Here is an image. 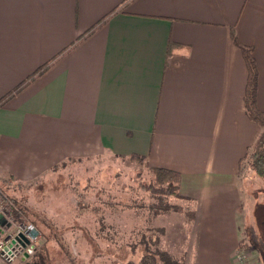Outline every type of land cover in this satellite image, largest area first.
Here are the masks:
<instances>
[{
    "label": "crops",
    "instance_id": "crops-1",
    "mask_svg": "<svg viewBox=\"0 0 264 264\" xmlns=\"http://www.w3.org/2000/svg\"><path fill=\"white\" fill-rule=\"evenodd\" d=\"M233 32L254 47L264 111V0H0V100L25 83L0 106V175L142 156L201 203L196 264H238L239 163L262 127Z\"/></svg>",
    "mask_w": 264,
    "mask_h": 264
},
{
    "label": "rangeland",
    "instance_id": "rangeland-1",
    "mask_svg": "<svg viewBox=\"0 0 264 264\" xmlns=\"http://www.w3.org/2000/svg\"><path fill=\"white\" fill-rule=\"evenodd\" d=\"M239 178L240 240L254 264H264V217L253 215L255 203H264V177L245 162ZM152 180L143 164L97 156L70 161L31 182L0 181L42 232L22 264H164L159 250L174 264H196L201 203L170 195L172 207L163 210Z\"/></svg>",
    "mask_w": 264,
    "mask_h": 264
},
{
    "label": "trees",
    "instance_id": "trees-1",
    "mask_svg": "<svg viewBox=\"0 0 264 264\" xmlns=\"http://www.w3.org/2000/svg\"><path fill=\"white\" fill-rule=\"evenodd\" d=\"M232 38L235 44L240 48L248 70L247 84L244 95L246 113L250 119L254 120L262 127V132L259 134L258 138L252 145L248 147L247 152L240 159L238 174L239 176L241 175L242 168L243 166H245L246 162V165H248L249 168L253 169L258 176L264 177V111L260 110L257 104L259 71L254 56V47L242 43L235 32L232 33ZM47 66L48 65H44L43 67H41L37 71V74L42 73L44 69L47 68ZM24 84L25 83H23L21 86H18L15 91L20 89ZM15 91L10 92L5 97H3L0 100V106H2L4 102L12 94H14ZM116 157L128 160L130 162H136L140 165L143 164L148 169V172L150 173L153 179L151 182L153 186H151V188L154 190V193L158 198V202L164 205L163 210L167 211L172 207L169 204L168 196L172 195L177 198H183L180 191L181 174L177 170H173L167 167L151 166L147 163L144 157L139 155ZM74 160H83V158H69L65 162L56 165L53 169L57 168L58 166L65 165L66 163ZM0 181L2 182V184L12 183L13 181H17V184H22L13 176L3 177L0 175ZM158 252L160 253V259L163 261L164 264H174V261L171 259V255L168 252L161 250H159Z\"/></svg>",
    "mask_w": 264,
    "mask_h": 264
},
{
    "label": "built area",
    "instance_id": "built-area-1",
    "mask_svg": "<svg viewBox=\"0 0 264 264\" xmlns=\"http://www.w3.org/2000/svg\"><path fill=\"white\" fill-rule=\"evenodd\" d=\"M42 232L25 210L0 186V264L27 262L35 253ZM238 264H254L249 253L239 248Z\"/></svg>",
    "mask_w": 264,
    "mask_h": 264
}]
</instances>
